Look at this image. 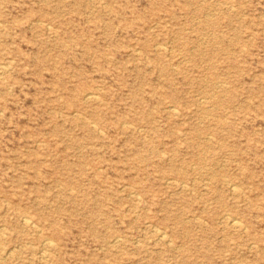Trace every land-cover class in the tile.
Wrapping results in <instances>:
<instances>
[{
    "label": "rangeland",
    "instance_id": "374dc122",
    "mask_svg": "<svg viewBox=\"0 0 264 264\" xmlns=\"http://www.w3.org/2000/svg\"><path fill=\"white\" fill-rule=\"evenodd\" d=\"M1 64L0 264H264V0H0Z\"/></svg>",
    "mask_w": 264,
    "mask_h": 264
},
{
    "label": "bare ground",
    "instance_id": "6f19581e",
    "mask_svg": "<svg viewBox=\"0 0 264 264\" xmlns=\"http://www.w3.org/2000/svg\"><path fill=\"white\" fill-rule=\"evenodd\" d=\"M222 3H224V2H222ZM227 5V4H226ZM231 6V4H229L228 3V6ZM231 8V7H230ZM233 9V8H232ZM229 10V9H228ZM231 10V9H230ZM210 14V13H209ZM206 15H208V14H206ZM212 16H214V15H212ZM212 18V17H211ZM162 47V46H161ZM160 48V47H159ZM163 49H166V47H164ZM167 51V50H166ZM6 60V59H5ZM11 62V61H10ZM9 64V63H8ZM177 67V66H176ZM5 66H3L2 64L0 65V74H2L3 72H4V70H5ZM9 68V67H8ZM175 68V67H174ZM220 83L218 82L217 83V85H219ZM226 83H223V85H225ZM228 85V84H227ZM218 87V86H217ZM220 88L223 90V87L222 86H220ZM224 89H225V86H224ZM221 91V90H220ZM86 93H88V92H86ZM223 94V93H222ZM211 96V95H210ZM96 97H97V95H96ZM96 97H95V94L94 93H89V94H86V98H85V100L86 101H88V102H93V101H95L96 100ZM209 98V97H208ZM84 99V98H83ZM208 100V99H207ZM97 101V100H96ZM102 102V101H101ZM211 107V106H210ZM218 107V106H217ZM174 110H175V108L174 107H172ZM171 107H170V110L172 109ZM213 108H214V106H213ZM168 109V108H167ZM214 109H216V108H214ZM179 109H177L176 111H178ZM175 111V112H176ZM202 111V110H201ZM200 111V112H201ZM174 112V111H173ZM179 112V111H178ZM179 114V113H178ZM207 114H209V113H207ZM201 117V116H200ZM201 120V119H200ZM203 124V123H202ZM94 128V127H93ZM99 129V128H98ZM174 134H175V132H174ZM213 136V135H212ZM184 137V136H183ZM212 137H210L209 139H211ZM179 139V138H178ZM206 140H207V137H206ZM205 151V150H204ZM195 166H193V168H194ZM196 167H197V165H196ZM211 167H212V165H211ZM213 168V167H212ZM211 168V169H212ZM203 169V168H202ZM184 171H185V169H184ZM208 171V170H207ZM216 172V171H215ZM214 172V173H215ZM216 174H217V172H216ZM214 175V174H213ZM226 176V175H225ZM223 178H224V176H222ZM224 179H227V178H224ZM167 180V179H166ZM173 180H174V178H173ZM194 180H197V179H194ZM204 180H207V179H204ZM209 180H210V178H209ZM231 180V179H230ZM170 181H172V180H170ZM239 181V180H238ZM175 182H177V181H175ZM174 182V183H175ZM184 182V181H183ZM182 182V183H183ZM203 182V181H202ZM205 182V181H204ZM203 182V183H204ZM209 182V181H208ZM208 182L207 183H205V184H208ZM211 183H212V181H210ZM173 182H170V184H172ZM173 183V184H174ZM179 183V182H178ZM177 183V184H178ZM185 183V182H184ZM226 183L228 184V185H231V187H233V186H235V184L233 183V182H231V181H227L226 180ZM166 184L167 185H169L168 183H167V181H166ZM186 184H188V183H186ZM205 184H204V187H205ZM182 185V184H181ZM180 185V186H181ZM61 186V185H60ZM186 186V185H185ZM132 187V186H131ZM187 187V186H186ZM203 187V186H202ZM203 187V188H204ZM182 188H184V184H183V186H182ZM234 188V187H233ZM192 189H194V188H192ZM192 189H191V191H192ZM206 189V188H205ZM181 190V189H180ZM187 190V189H186ZM244 190V189H243ZM204 191H206V190H204ZM203 191V192H204ZM237 191V189L236 188H234L233 189V192L232 193H234V192H236ZM129 193H132V192H129ZM193 193V192H192ZM244 193H245V191H244ZM135 194V193H134ZM138 195H139V193H137ZM136 195V194H135ZM131 196H132V194H131ZM137 196V195H136ZM139 199V198H138ZM261 206V205H260ZM19 207V206H18ZM258 207H259V205H258ZM1 209V208H0ZM229 212V211H228ZM227 213V212H226ZM232 215V214H231ZM228 216V215H227ZM230 216V215H229ZM20 217H22V216H20ZM196 217V216H195ZM25 218V223H26V225H28V226H30V227H32L33 226V221H31V218H28L27 216H25L24 217ZM192 218H194V217H192ZM197 218V217H196ZM196 218L194 219V220H196ZM224 218H225V216H224ZM20 219V218H19ZM23 219V218H22ZM191 219V218H190ZM189 219V220H190ZM203 219V218H202ZM238 219H239V216H238ZM186 220H187V218H186ZM200 220H201V217H200ZM224 220V219H223ZM188 221V220H187ZM198 221V220H197ZM226 223H224V224H227L230 228H232V229H234V230H237V231H242V229H243V226H242V224L239 222V220H236L235 218H232V216L231 217H229V218H227L226 219V221H225ZM241 222H242V220H241ZM35 223V222H34ZM197 223H199V221L197 222ZM200 223H201V221H200ZM200 223H199V225H200ZM244 223V222H243ZM245 224V223H244ZM37 224H35V226H36ZM146 225V224H145ZM148 225V224H147ZM146 225V226H147ZM149 225H151V224H149ZM149 225L147 226V228L149 227ZM153 225V224H152ZM198 225V226H199ZM226 225V226H227ZM158 226V225H157ZM156 226V227H157ZM247 226V225H246ZM27 227V226H26ZM37 227V226H36ZM35 227V228H36ZM152 227V226H151ZM38 228H40V227H38ZM153 228V227H152ZM154 229H157V228H154ZM199 228H197V230H198ZM245 229V228H244ZM247 229H248V227L245 229L246 231H247ZM163 230V229H162ZM40 231V230H39ZM159 231H161V230H159ZM236 231V232H237ZM244 231V230H243ZM154 232V231H153ZM155 232H158V230H156ZM186 232V231H185ZM231 233H233V232H231ZM241 233H243V232H241ZM159 239L161 238V239H163V241H164V239H165V234L162 232H160L159 234ZM169 236V238H170V235H168ZM118 238H120V237H117V239ZM167 238V237H166ZM156 239V238H155ZM222 239H223V237H222ZM114 240V239H113ZM112 240V241H113ZM116 240V239H115ZM121 240V239H120ZM46 241V240H45ZM119 240H117V242H118ZM172 241V240H171ZM170 241V242H171ZM230 241V240H229ZM43 242V241H42ZM54 242H55V240H54ZM155 242V241H154ZM169 242V241H168ZM167 242V243H168ZM56 243V242H55ZM121 243H122V241H121ZM172 243V242H171ZM233 243V242H232ZM257 244V243H256ZM169 245V244H168ZM53 246H54V244H53V242L51 241H49V240H47L46 242H45V247L46 248H48L49 250L51 249V248H53ZM257 246V245H256ZM180 247V246H179ZM179 247H178V250H179ZM176 248V247H175ZM182 248V247H181ZM257 248V247H256ZM11 249V248H10ZM18 249V248H17ZM42 249V251H43V248H41ZM183 249V248H182ZM11 250H13V249H11ZM177 250V249H176ZM9 251V250H8ZM41 253V252H40ZM55 253V252H54ZM2 254V253H1ZM42 254V253H41ZM6 256V255H5ZM42 255H40V257H41ZM43 256L45 257L46 255L45 254H43ZM42 256V257H43ZM40 260V259H39ZM2 261V260H1ZM49 264V263H48Z\"/></svg>",
    "mask_w": 264,
    "mask_h": 264
}]
</instances>
